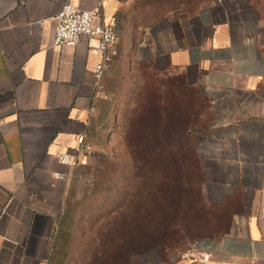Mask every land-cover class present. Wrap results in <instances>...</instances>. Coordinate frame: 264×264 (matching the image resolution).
<instances>
[{
  "label": "crops",
  "instance_id": "1",
  "mask_svg": "<svg viewBox=\"0 0 264 264\" xmlns=\"http://www.w3.org/2000/svg\"><path fill=\"white\" fill-rule=\"evenodd\" d=\"M130 1L0 0V264H48L77 138L85 140L99 101L95 41L53 45V19L65 4L99 7V20L115 27L116 52L185 74L213 103L231 104L196 147L202 174L222 177L209 183L211 201L264 187V0H204L194 24L169 17L129 32ZM178 264H264L257 214H235L227 234L200 242Z\"/></svg>",
  "mask_w": 264,
  "mask_h": 264
},
{
  "label": "rangeland",
  "instance_id": "2",
  "mask_svg": "<svg viewBox=\"0 0 264 264\" xmlns=\"http://www.w3.org/2000/svg\"><path fill=\"white\" fill-rule=\"evenodd\" d=\"M202 2L131 0L123 18L129 32L154 29L169 17L194 24ZM148 66L117 49L101 78L99 101L91 109L84 140L87 150L78 151L74 160L50 264H178L197 243L227 234L239 213L257 214L264 230V187L259 193L236 191L216 203L205 193L222 177H205L200 159L198 168H190L199 175V195L192 187L183 195H171L166 178L182 175V168H163L154 158L158 171L145 172L140 165L141 155L133 154L131 145L142 137L129 135L130 123L150 125L163 110L171 129L181 128L186 120L191 123L189 134L197 147L219 113L231 110L229 102L213 103L185 74ZM259 90L264 100V82ZM143 93L157 107L141 105ZM170 140L176 146L180 141L178 136ZM176 221L185 234L164 230V223ZM204 222L208 226L203 227Z\"/></svg>",
  "mask_w": 264,
  "mask_h": 264
},
{
  "label": "trees",
  "instance_id": "3",
  "mask_svg": "<svg viewBox=\"0 0 264 264\" xmlns=\"http://www.w3.org/2000/svg\"><path fill=\"white\" fill-rule=\"evenodd\" d=\"M148 67L152 69L150 65ZM145 96L146 94L143 93L142 98L144 101H142L141 105L149 106V108L157 107L156 101L144 98ZM165 118L166 113H164L163 110H160L156 120L150 125H145L144 122L140 121L130 123L129 135L134 133L142 137L141 140H138L134 145H131V150L133 151V154L136 155V153L139 152L138 154L141 155V158L135 157L139 160L140 165L143 166L145 172L147 170L154 172L158 171L159 168H157L156 163H152V158L157 159L163 168L183 169L182 175L179 176L176 175L173 177V175L168 176L170 174H167L168 177L166 178V181L171 185V195L175 193L183 195L188 187L194 188L195 192L199 195V175L197 173L195 175V171L190 172V168L199 167L196 141L194 136L189 134V129L192 128V125L186 120V122H182L181 128L177 127V130L171 129L165 124ZM175 136H178L180 140H178L179 142L177 146L170 140L173 137L175 138ZM165 138H168V140H165ZM181 225L182 224H179L177 221L167 222L163 224V228L165 231L169 232V234L183 235L185 232L181 229ZM201 225L204 227L207 225V222H204L203 224L201 223ZM140 254V252L137 253V255ZM50 261L51 257L48 264H50ZM125 261L126 260H122L121 262ZM95 263L96 260L91 264Z\"/></svg>",
  "mask_w": 264,
  "mask_h": 264
},
{
  "label": "built area",
  "instance_id": "4",
  "mask_svg": "<svg viewBox=\"0 0 264 264\" xmlns=\"http://www.w3.org/2000/svg\"><path fill=\"white\" fill-rule=\"evenodd\" d=\"M99 19V7L82 11L69 4L63 5L53 19L55 22L54 46L75 48L83 41H95L93 49L101 56V62L95 69L98 81L101 80L103 67L108 65L116 54L118 39L114 25L103 23ZM97 89L101 90L100 85ZM77 143L78 151L87 150L83 136L77 138ZM72 164L74 165L75 162ZM199 244L197 243L193 249H196Z\"/></svg>",
  "mask_w": 264,
  "mask_h": 264
}]
</instances>
